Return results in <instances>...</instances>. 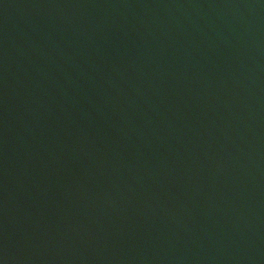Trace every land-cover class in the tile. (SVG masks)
Wrapping results in <instances>:
<instances>
[{
	"label": "water",
	"instance_id": "1",
	"mask_svg": "<svg viewBox=\"0 0 264 264\" xmlns=\"http://www.w3.org/2000/svg\"><path fill=\"white\" fill-rule=\"evenodd\" d=\"M0 264H264V0H0Z\"/></svg>",
	"mask_w": 264,
	"mask_h": 264
}]
</instances>
